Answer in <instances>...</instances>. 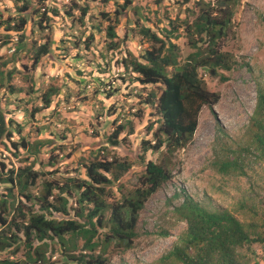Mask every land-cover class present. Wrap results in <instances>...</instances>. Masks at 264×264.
Wrapping results in <instances>:
<instances>
[{"label": "rangeland", "instance_id": "374dc122", "mask_svg": "<svg viewBox=\"0 0 264 264\" xmlns=\"http://www.w3.org/2000/svg\"><path fill=\"white\" fill-rule=\"evenodd\" d=\"M108 1L122 3L125 0ZM196 1L134 0V8L122 11L123 14L117 20L112 14L111 21L102 20L99 27L95 14L91 13L88 24L92 28L90 25H82V30L76 26L69 29L61 15L50 22L43 19L44 24L52 25L31 31L27 34V40L41 43L46 35L52 36L54 33L57 47L44 64L35 65L30 62L27 68L22 62L28 52L22 50L18 35L6 34L5 31L0 34L1 104L5 106L4 109H9L6 112L7 118L19 109L24 112L19 116L20 120L30 119V124L23 132H29L26 135L29 148L22 146L19 154L14 156L0 141V152L7 158L6 169L0 167V190L9 185L6 179L10 175H16L21 168L33 164L41 176L36 184L30 186L29 192H41L47 181L53 182L58 188L61 184L69 183L68 178L85 177L83 163L94 157L103 161L115 159L130 162L131 168L118 181V184L128 188L137 182L138 175L144 171L148 160L166 165L171 171V180L164 183L140 211L137 224L140 235L134 240L132 247H111L107 264H154L172 249L186 228V223L178 221L174 213V207L183 200L182 195L174 198V194L181 192V189L210 208L217 205L233 208L236 206L234 201L246 198L249 206L253 203L256 205L260 215L264 212V157L259 156L254 146H251L253 150L244 153L247 172L244 175L223 174L211 165V160L219 155L220 145L223 144L229 153L227 146L236 149L240 146L239 142L245 141L246 144L252 137L251 133L246 132L256 131L255 126L251 128L252 131L249 126L257 103L258 87L261 85L264 89V0L229 1L238 4V13L224 49L231 52L230 56L236 61L232 69L206 77L209 89L220 93L214 109L225 130V138H217L221 136L217 135L220 125L211 109L205 106L199 116L198 128L185 146L171 153L166 149L156 152L152 147L145 150L142 145L144 139L155 143L150 124L158 120L154 97L160 90L157 89L158 85H141L135 78L137 73L131 68H124L122 61L141 56L154 46L159 48L161 42L143 31V28L149 27L159 38L166 35L172 37V41L179 47L181 63L184 64L194 48L184 31L186 24L182 21L192 23L197 18L201 5H195ZM22 4L21 0H0V19L17 17V8ZM81 5L80 0H30L29 10L22 13L28 14L29 24L32 25L30 16L34 13L35 6H55L61 13L71 9L79 16ZM91 7L94 11L99 7L111 12L113 10L111 6L97 2L91 3ZM193 9L195 13L192 12ZM41 14L42 11H38L34 20L39 19ZM110 25L118 28L120 37L108 34ZM168 30L174 31L168 33ZM75 36H94L91 49L85 50L80 43L74 41L65 44L62 40L68 37L79 40ZM78 70H82V73H78ZM173 70L169 69L170 72ZM32 78L36 79L35 87ZM14 83L17 88L24 86L29 90L30 87L33 91L10 93L9 86ZM51 88L58 90L51 92ZM45 93L51 96V105L34 117L31 115V108L42 107L41 97ZM54 97L59 103H56ZM27 100H31L30 103H26ZM120 124H124L125 129L118 136L120 144L113 145L106 139ZM37 125L42 126L39 133ZM63 130L70 138L73 137V144L65 143L67 140L63 136ZM50 135L55 141H61L55 150H51L55 144L53 142L52 145L40 143ZM17 137L15 138L18 139ZM251 144L253 145L252 141ZM10 168H14L12 173ZM55 169L58 171L48 173ZM113 190L115 194L109 200H119L121 195L117 186ZM77 193L74 185L70 191L73 206L76 205ZM248 211L251 212L249 209ZM239 215L242 219L248 218L247 214ZM5 216L11 219L9 214L5 213ZM162 228L169 229L170 235L165 237L155 233ZM23 248L14 254L13 247L0 250V258L9 256L22 259L25 252ZM49 255L51 259L48 264H63L65 256L56 244L49 248Z\"/></svg>", "mask_w": 264, "mask_h": 264}, {"label": "trees", "instance_id": "16d2710c", "mask_svg": "<svg viewBox=\"0 0 264 264\" xmlns=\"http://www.w3.org/2000/svg\"><path fill=\"white\" fill-rule=\"evenodd\" d=\"M21 1L23 4L17 8V17L0 19V34L5 31L6 34L18 35L22 50L28 52L22 62L25 68L29 67L30 62L35 65L44 64L46 58L52 55L57 47L54 33L52 36L46 35L41 43L37 40H27V34L31 31L52 25V23L44 24L43 19L50 22L54 17L58 18L61 15L68 23L69 29L72 30L76 26L82 30V25H90L88 18L91 13L95 14L99 27L102 20L111 21L112 14L117 20L123 14L122 11L135 7L134 0H125L122 3L108 0H80L82 4L79 7L80 14L76 16L71 9L61 13L55 6L42 8L35 6L34 13L30 16L33 24L30 25L28 14L22 13L26 9L29 10L30 0ZM96 2L111 6L112 12L102 7L94 11L91 3ZM34 3L38 4L36 1ZM208 3L205 0L196 1V4L203 8L202 13L194 21L195 24L185 20L188 25H185V33L194 51L189 54L184 64L181 63L177 46L170 41L166 42L164 39L166 37L163 40L156 34H152V37L161 42L159 48L154 46L141 56L133 59L125 58L122 61L124 68H131L138 73L135 78L141 85L161 84V92L156 104L160 117L157 125L152 123L150 125L155 143L144 139L142 145L145 150L152 147L156 152L166 149L172 153L191 141L198 127L202 107L213 106L220 98L219 92L208 89L202 75L219 74L221 69L233 68L235 58L220 51V41L226 34L225 26L229 22V17L220 20L219 15L210 12ZM38 11H42V14L39 19L34 20V15ZM192 12L195 13V9ZM90 27L92 28L91 25ZM173 31L168 30V33ZM107 32L111 37H120L116 26L110 25ZM75 37L79 40H73L71 37L62 40L65 44L74 41L80 43L85 50L91 49L94 36ZM78 49L80 50L81 47ZM168 67L174 68V71L168 72ZM78 73H82V70H78ZM32 79L35 87L36 79ZM9 88L10 93L33 91L30 87L29 90L24 86L17 88L15 83ZM56 90L58 89L51 88V92ZM45 94L41 97L42 107L31 108V115L34 117L36 113H42L43 108L51 105V96L49 93ZM54 100L59 103L56 97ZM30 101L27 100L26 103ZM3 107L5 106H2L0 101V141L7 151L17 156L20 148H29V140L26 136L29 132L27 134L23 132L30 124V119L20 120L19 116L24 112L19 109L7 118L6 112L9 109ZM25 114L27 115V111ZM250 121L252 122L249 129L252 131L251 128L255 126L256 131L246 132L251 133L252 136L246 144L245 141L239 142L240 146L236 149L227 146L229 153L224 149L223 144L219 146V155L211 160V165L218 172L232 175L246 174L244 153L253 150L251 146L255 147L261 158L264 157V89L261 85L258 87L256 108ZM115 122L117 123V118ZM37 127L39 133L42 126L37 125ZM124 129V124L118 125L115 132L106 140L113 145L120 144L118 135ZM63 134L67 140L65 143L73 144V137L70 138L65 130ZM52 137L50 135L43 138L41 145H52L53 142L55 144L52 145L51 150H55L56 145L61 141H55ZM219 137L225 138V135L217 136ZM6 160V156L0 152V167L3 170L6 169ZM131 166V163L125 160L103 161L99 157H94L83 163L85 177L68 178L70 182L61 184L58 188L53 182L47 181L42 191L35 194L29 192V188L36 184L41 174L34 164L21 168L16 175H10L6 179L9 185L0 190V250L13 247L14 254L24 247L25 252L22 259L9 256L0 258V264H48L51 259L48 251L52 244H56L65 256L63 264H107L110 260L108 252L111 247L112 249L132 247L134 240L140 235L137 230L140 211L145 207L148 199L164 183L171 180L172 174L166 165L148 160L144 171L138 175L137 182L131 184L130 188L118 184ZM10 171L12 173L14 168H10ZM53 171L58 170H50L48 173ZM72 183L78 191L75 206L70 194ZM115 186L121 196L119 200L110 201L109 198L115 194L113 190ZM55 188L58 189L57 193ZM180 191L174 194V198L182 195L183 200L174 207V213L178 221L186 223V228L172 249L154 264L264 262V212L260 215L254 203L249 206L246 198H239L234 201L236 206L233 208L224 205L210 208L184 189ZM5 213L9 214L11 219H8ZM239 213L247 214L248 218L242 219L240 217L242 214ZM155 233L166 237L170 235V230L162 228ZM258 247L261 248V253L256 250Z\"/></svg>", "mask_w": 264, "mask_h": 264}, {"label": "clouds", "instance_id": "9594fccd", "mask_svg": "<svg viewBox=\"0 0 264 264\" xmlns=\"http://www.w3.org/2000/svg\"><path fill=\"white\" fill-rule=\"evenodd\" d=\"M198 2L199 1H202V0H197ZM204 1V0H203ZM205 1H207V0H205ZM230 0H215V1H213V0H208L207 2H209L208 4V9L210 10V12H212V14L213 15H219V17H220V20L222 19H227L228 17H229V22L227 23V25L225 26V32H226V34L224 35V37L222 38V40L220 41L221 42V44H220V51H221V53H225V54H227V55H229V54H231V52H227V50H225L224 49V47L226 46V43L229 41V39H230V35H231V31H232V28H233V23H234V20L236 19V15H237V6H238V4H234V2L233 3H230L229 2ZM195 5H198V4H196V2H195ZM201 7V6H200ZM198 8L199 9V14L200 13H202V8ZM198 14V15H199ZM198 15H197V17H198ZM196 20V19H195ZM194 20V21H195ZM187 21V20H186ZM186 21L185 20H183L182 21V23H184V24H187L186 23ZM194 21L192 22V23H190L189 21V23L190 24H193L194 23ZM172 22V21H171ZM195 24V23H194ZM186 26H188V25H186ZM195 28V27H194ZM175 29H177V28H174V30ZM178 30V29H177ZM143 31H144V33L145 34H150V36H152V34H155L156 32H152L151 30H150V28L149 27H146V28H143ZM184 31H185V29H184ZM166 38H164L165 40H166V42H168V41H170V42H172L173 44H175L176 46H177V51L179 52V47H178V45L176 44V43H174L173 41H172V37H167V35L165 36ZM163 39V38H162ZM163 39V40H164ZM197 39H199V38H197ZM207 40H209V37L207 38ZM190 45L193 47V45L190 43ZM194 51V50H193ZM192 51V52H193ZM229 53V54H228ZM179 55H180V58H181V54H180V52H179ZM189 56V55H188ZM188 58V57H187ZM187 58H186V60H185V62L187 61ZM31 64H33V63H31ZM170 68H172V67H168L167 68V70H168V72H170L169 71V69ZM174 69V68H173ZM226 70H230V69H226ZM133 71V70H132ZM174 71V70H173ZM173 71H171V72H173ZM225 71V69H221L220 70V73L221 72H224ZM134 72V71H133ZM170 72V73H171ZM136 73V72H135ZM212 76V74L211 73H204L202 76H203V79L205 80V83H206V77L207 76ZM213 75H216V74H213ZM137 76H138V73H137ZM137 76H135V77H137ZM156 85H158V90H160V86H161V84H156ZM206 85H207V83H206ZM208 87V86H207ZM208 89H209V87H208ZM211 90V89H210ZM213 91V90H212ZM161 92V90L159 91V93ZM216 92V91H215ZM158 97H159V94H157L156 95V97H154V99H155V101H154V103L155 104H157V102H158ZM220 99V98H219ZM219 101V100H218ZM216 103H218V102H216ZM215 103V104H216ZM151 104H153V103H151ZM215 104H213V106H209V105H204L203 107H205V106H208L210 109H211V111H212V113L215 115V117L217 118V123L220 125L221 124V122H220V119H219V117H218V114H217V112H216V110L214 109V105ZM157 106V105H156ZM203 107H202V109H203ZM256 108V107H255ZM202 109H201V111H202ZM201 111H200V113H201ZM254 112H255V110H254ZM200 113H199V116H200ZM156 114L158 115V119H159V114L156 112ZM254 114V113H253ZM252 114V115H253ZM251 115V116H252ZM154 122L156 123V125L158 124L157 123V120H155V121H153L152 122V124H154ZM198 124H199V119H198ZM151 125V124H150ZM198 128V127H197ZM151 129V128H150ZM197 130V129H196ZM124 131V130H123ZM152 131V130H151ZM224 128H223V126H219V130H218V133H217V135H224ZM115 132V131H114ZM122 132V131H121ZM120 132V133H121ZM119 133V134H120ZM119 136V135H118ZM259 253H261L262 252V250H261V248L260 247H258L257 249H256ZM257 263H263L264 264V262L262 261V262H257ZM255 264V263H254Z\"/></svg>", "mask_w": 264, "mask_h": 264}, {"label": "crops", "instance_id": "0c3cea01", "mask_svg": "<svg viewBox=\"0 0 264 264\" xmlns=\"http://www.w3.org/2000/svg\"><path fill=\"white\" fill-rule=\"evenodd\" d=\"M259 264H263V263H259Z\"/></svg>", "mask_w": 264, "mask_h": 264}]
</instances>
